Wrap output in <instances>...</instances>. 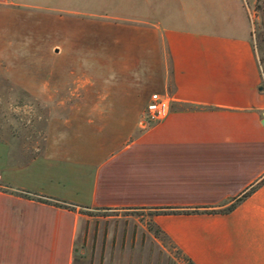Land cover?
<instances>
[{"label": "crops", "instance_id": "obj_1", "mask_svg": "<svg viewBox=\"0 0 264 264\" xmlns=\"http://www.w3.org/2000/svg\"><path fill=\"white\" fill-rule=\"evenodd\" d=\"M233 4L228 24L148 18L116 29L112 45L64 48L97 57L41 59L33 82L14 79L54 110L42 152L25 160L14 149L17 163L0 174V264H110L123 248L139 250L148 231L119 221L118 233L115 217L81 211L165 208L202 211L153 216L194 264H264V69L249 5ZM160 14L148 0V17ZM153 93L171 98L157 124L145 118ZM253 188L229 213L204 212Z\"/></svg>", "mask_w": 264, "mask_h": 264}, {"label": "rangeland", "instance_id": "obj_2", "mask_svg": "<svg viewBox=\"0 0 264 264\" xmlns=\"http://www.w3.org/2000/svg\"><path fill=\"white\" fill-rule=\"evenodd\" d=\"M10 1L14 5H0V174L8 170V165L17 163L8 159L14 149L23 152L25 160H30L44 148L54 103H49L48 98L30 96L14 80L20 76L33 82L35 62L55 57L62 61L65 57H97L95 50H81L80 47L72 53L68 51L66 56L64 48L72 42L112 45L116 29L148 23V18L151 21L163 18L190 27L209 22L225 25L237 16L234 11L237 8L232 7L236 0H152L154 8L160 9L159 17H148V0ZM246 2L250 9L252 36L264 69V1L260 0L256 5L253 0ZM51 73L49 67H45L41 76L48 78ZM171 89L169 85L168 93ZM81 212L90 216L115 217L117 232L123 228L119 221H127V227L129 221L135 220L148 231V238L139 250L123 248L112 255L110 264H188L170 239L156 234L157 228L153 224L156 211Z\"/></svg>", "mask_w": 264, "mask_h": 264}, {"label": "built area", "instance_id": "obj_3", "mask_svg": "<svg viewBox=\"0 0 264 264\" xmlns=\"http://www.w3.org/2000/svg\"><path fill=\"white\" fill-rule=\"evenodd\" d=\"M171 112V98L168 95L153 93L147 105L145 118L152 123L164 121Z\"/></svg>", "mask_w": 264, "mask_h": 264}, {"label": "trees", "instance_id": "obj_4", "mask_svg": "<svg viewBox=\"0 0 264 264\" xmlns=\"http://www.w3.org/2000/svg\"><path fill=\"white\" fill-rule=\"evenodd\" d=\"M256 188L251 189L249 192H247L246 194H244L242 197H240L239 199H237L235 202H233L229 207L222 209V210H207L204 212H209V213H217V212H221V213H229L232 210H234V208L239 205L244 199H246ZM43 202L49 203V204H54L57 207H61V208H65V209H69V210H75V206L67 204V203H63L57 200H43L40 199ZM198 212H202L199 209H195L192 211H182V210H176V209H171V208H165L162 209V211H157L156 213L158 214H182V213H198ZM156 234H163L162 231L160 229H157ZM166 237V235H164ZM186 261L188 262V264H194L190 259L186 258Z\"/></svg>", "mask_w": 264, "mask_h": 264}]
</instances>
